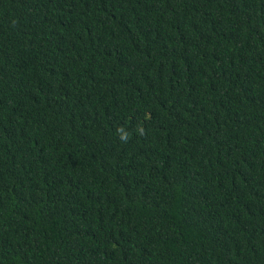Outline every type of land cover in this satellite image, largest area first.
<instances>
[{"label":"trees","instance_id":"obj_1","mask_svg":"<svg viewBox=\"0 0 264 264\" xmlns=\"http://www.w3.org/2000/svg\"><path fill=\"white\" fill-rule=\"evenodd\" d=\"M0 264H264V0H0Z\"/></svg>","mask_w":264,"mask_h":264}]
</instances>
